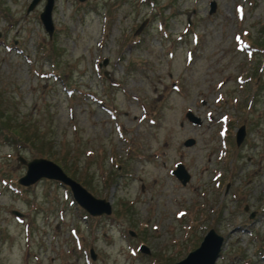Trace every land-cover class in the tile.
<instances>
[{"label": "rangeland", "instance_id": "obj_1", "mask_svg": "<svg viewBox=\"0 0 264 264\" xmlns=\"http://www.w3.org/2000/svg\"><path fill=\"white\" fill-rule=\"evenodd\" d=\"M29 1L0 0V264L169 262L210 227L213 264H264V0H53L50 35ZM17 154L111 212L53 179L19 184Z\"/></svg>", "mask_w": 264, "mask_h": 264}, {"label": "water", "instance_id": "obj_2", "mask_svg": "<svg viewBox=\"0 0 264 264\" xmlns=\"http://www.w3.org/2000/svg\"><path fill=\"white\" fill-rule=\"evenodd\" d=\"M36 2L37 0H30L26 10L30 9ZM52 4L53 0H44L43 7L38 13L41 24L48 35L53 31V21L50 13ZM214 6V1L210 0L209 11H212ZM143 23L144 21H141L133 33H137ZM105 62L106 59L104 58L102 63ZM184 116L193 124H199L201 122L200 117L190 109H186ZM244 132V125H239L234 134L235 144L240 143ZM193 142L194 138L191 136L186 137L182 141L184 145H191ZM16 159L25 165L24 173L16 180L19 184L30 185L40 178L53 179L68 186L72 200L90 215H109L111 212V205L108 198L94 196L81 183L66 174L62 167L53 160L43 156L26 159L20 154L16 155ZM171 173L181 184H184L189 178V173L181 162L175 164L174 168L171 169ZM13 213L18 214L19 211L13 209ZM128 233L130 235L135 234L132 229H128ZM221 242L222 236L210 227L204 232L198 245L188 250L181 258L169 262L156 261L152 264H213L219 253ZM138 249L143 253H149V247L144 243H140ZM89 256L91 258L95 257V253L91 247H89Z\"/></svg>", "mask_w": 264, "mask_h": 264}, {"label": "trees", "instance_id": "obj_3", "mask_svg": "<svg viewBox=\"0 0 264 264\" xmlns=\"http://www.w3.org/2000/svg\"><path fill=\"white\" fill-rule=\"evenodd\" d=\"M24 137H26V134H25V136H24ZM15 142H16V143H18V142H17V140H16Z\"/></svg>", "mask_w": 264, "mask_h": 264}, {"label": "flooded vegetation", "instance_id": "obj_4", "mask_svg": "<svg viewBox=\"0 0 264 264\" xmlns=\"http://www.w3.org/2000/svg\"><path fill=\"white\" fill-rule=\"evenodd\" d=\"M81 211H82V210H81ZM140 243H141V242H140ZM140 243H139V244H140Z\"/></svg>", "mask_w": 264, "mask_h": 264}, {"label": "bare ground", "instance_id": "obj_5", "mask_svg": "<svg viewBox=\"0 0 264 264\" xmlns=\"http://www.w3.org/2000/svg\"><path fill=\"white\" fill-rule=\"evenodd\" d=\"M239 229V228H238Z\"/></svg>", "mask_w": 264, "mask_h": 264}]
</instances>
